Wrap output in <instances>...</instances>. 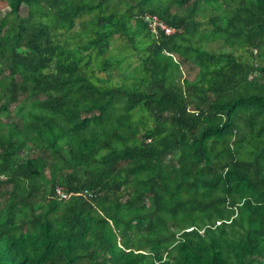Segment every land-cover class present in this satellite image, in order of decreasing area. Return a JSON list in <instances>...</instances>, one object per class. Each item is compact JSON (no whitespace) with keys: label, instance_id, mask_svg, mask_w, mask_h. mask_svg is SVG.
Returning <instances> with one entry per match:
<instances>
[{"label":"trees","instance_id":"1","mask_svg":"<svg viewBox=\"0 0 264 264\" xmlns=\"http://www.w3.org/2000/svg\"><path fill=\"white\" fill-rule=\"evenodd\" d=\"M0 1V264H264V0Z\"/></svg>","mask_w":264,"mask_h":264},{"label":"rangeland","instance_id":"2","mask_svg":"<svg viewBox=\"0 0 264 264\" xmlns=\"http://www.w3.org/2000/svg\"><path fill=\"white\" fill-rule=\"evenodd\" d=\"M8 10V7L7 5L5 4L4 1H0V16H2L6 11ZM207 16V13L204 15V17ZM77 28V26H76ZM112 46H113V49H112V52L113 53H116L119 48H123L122 47V43L120 41V39H113L112 40ZM206 46L210 49H213V50H228L230 47L227 46V45H224L222 44L221 42L217 41V40H211L209 41ZM255 56H256V52H254ZM128 61L130 60L132 62V64H136L138 62V54H136L134 51L131 52L129 58L127 59ZM255 60L257 62H264V61H261L259 60V58L255 57ZM113 78L115 80H118L120 78V74H118L117 72L116 73H113ZM14 107V103L10 105V114L12 115L13 114V108ZM6 114V111H2L0 112V115L2 116H5Z\"/></svg>","mask_w":264,"mask_h":264},{"label":"built area","instance_id":"3","mask_svg":"<svg viewBox=\"0 0 264 264\" xmlns=\"http://www.w3.org/2000/svg\"><path fill=\"white\" fill-rule=\"evenodd\" d=\"M144 19L148 22L151 31L155 34L158 33L160 30H162L165 34H169L174 30L172 27L166 25L163 21L159 20L155 15L149 17L146 14L144 15ZM57 193H59L61 196H65V194L61 191L59 187H57Z\"/></svg>","mask_w":264,"mask_h":264}]
</instances>
